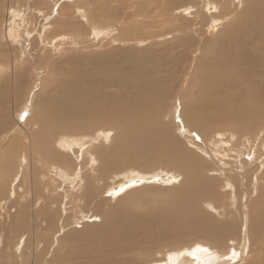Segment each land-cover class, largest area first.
I'll list each match as a JSON object with an SVG mask.
<instances>
[{
  "label": "bare ground",
  "instance_id": "obj_1",
  "mask_svg": "<svg viewBox=\"0 0 264 264\" xmlns=\"http://www.w3.org/2000/svg\"><path fill=\"white\" fill-rule=\"evenodd\" d=\"M33 1L35 2V0ZM40 1L42 0H39V2ZM103 1L102 3H104ZM244 1L248 2V7H246L245 12H248L250 10L251 11L248 15V18L247 16H245L246 13H244L245 17L243 18V20L245 21H242V23L239 26H237L234 30H232L230 34L227 35V32H224L221 30L220 23L218 25H215V23L213 22L214 24L213 25L210 24L209 29H207V31L209 30V33L211 34V36L215 33L216 35H213L215 38L214 40L211 38L213 41L210 40L209 44L207 43L208 45L207 47H203L204 49H206V53L204 54L202 53L199 59L196 60V64H195L196 66L194 67V72L191 76L193 79V84L191 85V88L192 89L197 88L198 89L197 92L199 94L197 93L198 94L197 99H194L193 103L190 102V105L192 104V106L184 104V107L182 109L184 121L183 123L179 125V127L178 126L175 127L173 125L174 123L170 125H161L157 120L159 118L163 119L161 116V114L163 113H160L161 112L160 110L158 111V107H159V104H161V102L163 101L164 95L166 94V93L163 94L166 91V89H163L161 85H163V80H165V78L168 77L167 76L164 79H162V77H158L156 75L158 65H156L155 67L150 66L148 67V69H146L147 68L146 67L145 69L141 70L142 77H140L139 79L140 81L139 85L141 84L140 86H142L144 83L148 82L149 86L144 91L140 90V92H142L143 95L139 96L138 99H136V96L131 97V95H125L124 97L121 95L122 92L118 94H113L108 91V87L112 86L114 82L112 81L114 76L111 79L109 77L110 75L109 73L111 72L113 73L116 71H114V68L111 67V63H112L111 59L109 58L110 60H108V58H106V55H109V54L107 53V51L105 52L104 50H102L103 48H101V43L107 40L105 46L107 44H113V43L118 42L117 41L118 38H114V39L103 38V37H106V34L109 33L108 29L109 28L111 29L110 25L106 24L103 21L107 18V15L102 14L100 12V9L96 7V5L94 8H88L87 10H84L83 12V10H81L83 6H81L77 1L79 5L78 4L75 5L77 6L75 8V13L78 14L79 19L83 18L86 23L88 22L89 24L88 27L91 28L88 35L84 37L85 38L84 41H86V43H83L85 45H82V47L84 46L83 48L84 51L90 50L87 54L85 53L86 57L92 58L95 61V64H97L98 62L102 64L100 65L98 63V66H96L97 73L100 76H97L98 78L97 77L93 78V76H91L92 78H89V79L82 78L81 84L79 85L77 84L74 87H72V83L74 84L75 81H72L70 84L66 86L61 85L59 88H56V90H58L60 93H54L53 95H51V97H49L45 101L46 106H45V109H43V112L41 114L42 115L40 119L41 123L38 122L36 124V131L32 132V131L26 130L25 133L27 134H25L20 129L18 132L23 137H26V139L30 137L28 140L29 145L28 147H25L26 150H29L30 152V156H29L30 159L29 158L25 159L27 161L28 167H30L33 164L32 163L33 159H36L38 157V160H39V156L41 157L46 156L50 160V161L48 160L49 166H46V168L51 169V170H49L50 172L44 171L41 173V175H44L45 177L42 180L36 178L37 175L35 176V171H33L34 168L30 167L31 172L33 171V176L31 177L32 182L30 181L29 182L30 184L27 183V185H29L31 188H29L28 191L26 192V195L28 196L26 204L32 205L31 201L33 202L35 208L38 209L37 212H34V215L37 214L39 216H43L44 218H46L47 224L50 225L53 223V220L51 219V216H50L51 213L56 215V213L58 212V210H60L62 206L64 207V209L63 208L61 209H63L66 212L65 217H63L64 221L68 220L71 217L69 214L73 213L72 215H74L75 211L77 212L79 211L78 213L79 217L77 218L76 220L77 223L75 222V224H78L79 222L80 224L78 225L79 230H75L77 231V234H76L77 236L75 237L74 244L83 245V246L85 245L84 247L86 246L89 247L90 251L92 252L94 251L98 254H101L103 258V264H112V261H114L115 259L120 260L124 257H128L130 261H132L133 259H136V256H137L136 254H138L137 252L142 249V246L139 243L133 242V240L135 239V236H137L138 234H139L138 237L143 238V239L147 238V241H149V239L151 238H155L154 241L155 240L159 241L166 237L172 243L173 242L179 243L183 240V237H187V239L198 238L199 237L198 235L200 233L211 234V230L216 236V232L222 229H223L222 231H224V229L227 230L228 226L222 227L223 222L218 224V226H214L216 224L214 222L211 223V220L208 221L207 219L206 222L204 223V221L202 220L203 216H201L198 213L197 208L199 205V201L207 200V201L212 202L216 200V196L218 194H215L217 193V191L215 193L214 191L220 184L217 178L222 177L221 180L224 181L225 183H227V181H225L227 179L231 183L230 184L227 183L226 187L230 188L232 186L234 187V189H236L235 187L237 184L236 185L234 184L235 182H237L235 180L237 179V177L234 176L236 173H235V170H232V169L227 170V166L225 165V163L223 164L225 166H223L219 162H218L219 165H217L218 163L216 164L217 168L215 167L216 170L214 172L216 173L210 171L212 167L211 166L212 162L210 163L211 165L207 164L204 161L201 154H203L205 151L208 156L215 155L220 158L219 161H222L227 156V154L225 153L226 151L225 147H228V146L225 143L217 144V142L207 145L208 142L206 141L203 135L202 136L200 135V133L204 131L202 128V126H205L204 122L208 121V119H211V118L222 120L220 122H223V125H225L227 129L231 128L232 130L233 129L240 130L243 128L242 126L245 122L255 120L256 117H264V3L261 1H256V0H244ZM23 2H26V0ZM44 2H46V0ZM31 3H32V0H31ZM221 3L224 5V8H226L228 6H231V4H233L234 2L230 3L229 1L221 0ZM242 4H243V1H242ZM35 5H36L35 9H37L38 8L37 4ZM207 5H210V6L214 5V9H213L214 12L220 9V6H221L219 3V0H212ZM27 6L29 8V5ZM32 6L34 7V5ZM44 6L46 7V4ZM256 6H259V7L256 8ZM31 9L32 8H30V11ZM209 9L210 8H208V10ZM187 10L188 8L185 10L184 16L189 17L191 16V13L193 12V8H190L189 12H187ZM42 11H40V14L45 13V15L42 14L43 21H48L49 19L48 18L46 19V15L50 14L49 11L47 13H46L47 10L44 12ZM134 12L135 11H133V15H134ZM165 12H169V11L165 10ZM55 15H58V14H55ZM201 15L207 16L206 10L205 12L202 11ZM27 16L29 18V15ZM38 18H39L38 20L41 19L40 17ZM141 18H142V13H141ZM201 18H204V17H201ZM25 19H23V21H25ZM64 20L62 22L59 21L60 22L59 24L57 23L58 21L52 22L53 25L57 23V25L62 26V29H63L62 34L57 35L56 34L57 30H56L53 36L47 33L48 30L46 31L44 30L45 26L43 24H40L42 25L41 32L45 36L43 37L45 39H48L49 36H51L50 37L51 39L48 40V43L46 42L43 43L44 41L42 42L43 44L41 45H43V47L42 46L41 47L43 49H45V47L48 48L49 46L54 47L53 50L59 48L60 44H58V41H57L58 39H59V42L64 41V42H67V44L69 43V47H70V44H73L74 45L73 47L77 48L80 46V44H82L83 41L80 40L79 42L73 39V38H76L77 36L76 35L72 36V33L74 34L78 32V30L74 27L75 26L74 24H73L74 25L73 28H75L74 32L72 31V29L65 32V30L68 27L72 26V24L70 23L71 19L66 18ZM182 20L184 22L186 21L190 22L184 18ZM199 20L201 21V23L205 21L204 19H199ZM143 22H146V20ZM102 23H105V24H102ZM248 24L251 25V27H248ZM88 27L83 28V30L88 29ZM147 27H151V26L148 25ZM34 28L35 27L33 26V29ZM217 28L219 29L218 31H216ZM225 28L226 27H224V29ZM152 29L155 30V27L150 28L149 30L152 31ZM186 30H189L187 26L180 25V32H185ZM7 32L11 33L12 31H7ZM19 33H20V30H19ZM153 33L156 34L158 33V31L156 32L155 30ZM241 33L243 34L241 35ZM158 34H156V36L159 37ZM36 35H38V33H36ZM5 36H7V34ZM130 36L132 35L130 31L127 30L125 31L123 37L120 38L119 40L126 42L127 37H130ZM36 37H39V36H36ZM233 38L237 39V41L234 44L232 42ZM37 41H39V39ZM198 42L201 43L200 40ZM141 43L143 42L141 41ZM47 44H49V46ZM108 46L109 45H107V47ZM73 47L72 48L70 47L69 49H73ZM108 49H109L108 52L110 51L112 54L118 48L113 49L112 51L110 48ZM116 52L118 53V51ZM198 52H200V50ZM124 54H120V56L122 57V55ZM104 57L107 59L106 61L104 60L105 59ZM77 58L85 60V58L81 56H78ZM154 59L155 58H153L152 60ZM80 61H83V60H80ZM86 61H83V62H86ZM140 62L143 64L144 61L140 60ZM179 62L180 60L177 61V60L169 59L167 60L166 63H164V61L163 63L162 61H160V62H157V64L159 63L164 64V66L166 67L163 70H166L168 74L169 72L171 74L172 73L178 74V72H181L182 74L181 76H184L185 74L188 73L189 66H186L185 64L181 65ZM178 63L181 65V67L178 66ZM91 64L92 62H88V64H85V67H89V65ZM162 64L161 66H163ZM140 66L141 65H139V68L141 69L142 67ZM145 66L147 65L145 64ZM139 68H137L138 70L136 71L139 72L140 71ZM117 73H120V72L118 71ZM129 73H132V72H129ZM134 75H138V73L131 74V76H134ZM234 78L235 80L238 79V82L236 84L233 83ZM61 80L60 82H62ZM95 81H97L96 84H94ZM129 81H131L130 83L135 87L134 89L136 88L139 89L137 86L138 84L137 82L139 81L135 82L133 78H131ZM223 81L227 83V87L225 88H224V84H222ZM60 82L58 84H60ZM125 82L127 81L125 80ZM214 82H218L217 84H220V86L216 88L213 87L214 88L213 90L212 89L207 90L209 88L207 85L213 84ZM120 83H123L122 85L126 84V83L124 84L123 81H120ZM233 85H238V87H240L239 90H236L234 92ZM163 86H165V84ZM229 86L230 88H228ZM159 87H161L162 89L160 90ZM130 88L132 89V87ZM191 96L189 98H191ZM234 97H236L237 99H233ZM192 99H193V96H192ZM187 101L189 102V99ZM170 103H171L170 106H168V104L166 103H164L166 104L165 107L162 106L163 104L161 106L164 107V109L166 108L173 109L175 106V103L173 102H170ZM235 103H238V104H235ZM172 115L173 114H171V117ZM226 118H229V119L227 120ZM161 119H160V122H162ZM186 124H187V128L185 127ZM108 126H113V129H111ZM206 128L208 129V126ZM179 129L183 130V134L182 133L181 134L183 135L182 138H184V140L185 139L189 140L190 138L194 139L193 143L195 142L197 143L195 147L198 149V152H196L195 150H189V148L186 147L185 141L177 137L176 133ZM244 129H245L244 132L251 131L250 128H244ZM75 131H78V133L83 131L85 133L82 132V134L84 135L80 134L81 136H79L76 134ZM173 131L175 132L174 134L171 133ZM188 132L192 133L193 135L194 133L197 134L198 132H200L198 134L201 137V142H198L195 136H193L192 134ZM224 132L225 131H223L222 133L225 134ZM224 136H227V138H229L228 137L229 135H224ZM242 137L244 139H247V138L251 139L252 135L248 136L245 134ZM225 138L226 137H224V139ZM13 140H15L14 144L18 142V138L14 137ZM28 141H24V143ZM243 141L246 143L245 140ZM262 141L264 142V138ZM2 144H3V141H1L0 143V166L1 165L3 166L5 163H8L9 160L8 159L5 160V158L7 157V155L12 153L15 149L13 147V143L9 142L8 145L5 147L4 146L2 147ZM231 144L233 145V143ZM50 145L52 147L54 146L53 147L54 149H52L51 153L49 152V149L51 148ZM217 145H222V146H217ZM261 145L259 146L260 148L263 147ZM207 146L211 152L207 151L208 149ZM22 151H19V152H22ZM73 157L75 158V162L72 159ZM98 159L100 160V162H98ZM4 160L5 162L4 164H2ZM69 160H73V161H69ZM97 165L101 169L97 171V173L99 172L98 174L94 175L92 171H95L96 169L95 167H97ZM259 166L264 167L262 163L259 164ZM208 173H210L209 176H208ZM100 177H102V179ZM105 180H109L108 183H105ZM163 181L164 183L172 182V181L174 182L179 181L178 183L181 186L179 187L180 189L178 191L171 192L168 195H164V197L166 198V201H168L167 204L169 202L170 204L163 211H158V213L153 211L155 210L157 206L152 209V205L148 201H147V204L144 205L143 202L146 201L148 197L141 199L139 196H136V197L131 196L134 193H138L139 192L138 188L142 186L143 187H145L146 185L149 186V184L154 185L156 184V182H163ZM46 185L49 186L48 191H50V193L46 200H42L43 195L40 194V192L42 191V189L44 191L46 190L47 188ZM251 185L254 186L256 184L254 185L251 184ZM19 188L20 187H18V189ZM128 190L130 192L125 194ZM249 190L251 191L252 187L251 189L249 188ZM225 192L222 195L226 196L227 194L225 195ZM234 192L236 193V191ZM221 193L222 191L220 192V194ZM15 194H16V191H14V195ZM218 198H224L223 200L227 199V198L225 199V197H218ZM262 198H263L262 203L258 208H257L258 204L255 205L254 202L252 203L254 204V207H255V213H254L255 215L253 214L254 215L253 221L249 222L250 225L248 224L249 229H248L246 238L244 237L242 239L240 235L241 232L239 231H238L239 233L234 232L235 231L234 230L232 233V230L228 228L230 230L229 238L230 240L234 239L236 241L237 246H235V251L240 254L238 260L236 259V257H232V259L234 260L236 259L235 264H244L243 262L244 258L245 260L247 259L248 261L253 260L251 263H254V264H264V260L259 261L261 256L264 257V223H263L264 222V192H263ZM114 200H115L114 203H116L117 201L120 203V205L115 207V205L112 204L113 203L112 201ZM231 200L233 199L230 198V201ZM216 202H218V200ZM228 213H231V212L229 211ZM207 215L208 213H206V216ZM65 222L67 223V221ZM227 222H229V219ZM156 227H158V230L151 233L150 229L156 228ZM146 230H149V232L147 233ZM78 231H80V233H78ZM140 238H139V241L144 242ZM217 238L215 237V240ZM187 239L185 238V240ZM219 243L221 244V241ZM206 245L204 247H199L200 244H198V247L194 246L192 250L189 249L190 252L189 251L185 252V254L189 253L190 255H193L195 257H199V256L204 257L210 253L211 249L217 248L219 246L217 245L215 247L214 245L209 244L206 247ZM204 248L208 249V251L199 250V249H204ZM217 249L222 250V248H217ZM232 250H233V247L231 248L228 245H226L224 254L227 253L228 251L231 253ZM246 251L249 252L248 254L249 257L246 256L247 254ZM219 252H223V251H219ZM219 252H216V253H219ZM180 253L165 252L166 256L164 257H166V259H168V262H170L167 264H184V262L186 264H191V263H188L185 259L182 260V258L184 257L183 256L184 252L181 254ZM142 254H146V253L142 252ZM181 256L183 257L181 258V261H179ZM187 256L190 257L189 255ZM255 258H257L256 260L257 262H254ZM218 263H221V262H218ZM132 264H137V263L134 262Z\"/></svg>",
  "mask_w": 264,
  "mask_h": 264
},
{
  "label": "rangeland",
  "instance_id": "obj_2",
  "mask_svg": "<svg viewBox=\"0 0 264 264\" xmlns=\"http://www.w3.org/2000/svg\"><path fill=\"white\" fill-rule=\"evenodd\" d=\"M23 1L25 0H20V1L19 0L18 1L17 0H0V143L1 141H3L2 147L3 146L5 147L10 142V143H13V147L15 148L14 151L10 153L9 155H7V157L5 158V160L7 159L9 160L8 163L4 164L5 162L4 160L2 162V164L4 165L0 166L1 167L0 168V264H103V258L101 254H98L94 251L93 252L90 251L89 247L87 246L84 247L85 245L83 246V245L74 244L75 237L77 236L76 235L77 231L75 230H79L78 225L80 224V222L78 224H75V222L77 223L76 220L79 217L78 215L79 211L78 212L75 211L74 215H72L73 213L69 214L71 217L68 220H65L67 221L66 223L63 220L64 219L63 217H65L66 212L63 210L64 207L62 206L61 208L63 209L60 208V210H58L56 215L51 213L50 216H51V219L53 220V223L49 225L47 224L46 218H44L43 216H39L37 214L34 215V212H37L38 209L35 208L32 201H31L32 205L26 204L27 199H28L26 192L28 191L29 188H31L29 185H27V183L30 184L29 182L30 181L32 182L31 177L33 176V171H35V176L37 175L36 178L42 180L45 177L44 175H41V173L44 171L50 172L49 170L51 169L46 168V166H49V163H48L49 159L46 156H43V157L39 156V160H38V157L32 160L33 164L30 167L34 168V170L31 172V169L30 167L27 166V161L25 160L28 158L30 159L29 157L30 152L29 150H26L25 148V147H28L29 145L28 140L30 137L26 139V137H23L20 133H18L20 129L23 133H25L26 130L32 131V132L36 131V124L38 122L41 123V120H40L42 116L41 114L43 112V109H45V106H46L45 101L49 97H51V95H53L54 93H60L58 90H56V88H59L61 85L66 86L70 84L72 81H75L74 84L72 83V87H74L77 84L78 85L81 84L82 78L89 79V78H92L91 76H93V78L100 76L97 73L96 66H98V63L100 65L102 64L100 62L95 64V61L92 58L85 56V53L87 54L90 50L84 51L83 49L84 46L82 47V45H85L83 44V43H86V41H84L85 40L84 37L88 35L91 28L88 27L89 26L88 22L86 23L83 18H81L82 20L79 19L78 14L75 13V8L77 7L75 5L79 3L81 6H83V8L81 9L83 10V12L84 10H87L88 8H94L96 5V7L100 9V12L102 14L107 15V18L103 21L106 24L110 25L112 29L111 30L109 28L108 29L109 33L106 34V37H103V38L105 39L106 38H111V39L118 38L117 40L118 42H116L117 44L116 43L107 44L109 45L108 47L107 45L105 46L107 40L101 43V48H103L102 50H104L105 52L107 51V53L111 55V56L106 55V58H108V60L111 59L112 61L111 67H113L114 71H116L113 73L111 72L112 74L109 73L110 74L109 77L111 79L114 76V78L112 79V81L114 82L112 86L108 87V91L113 94H118L122 92L121 95L124 97L125 95H131V97L136 96V99H138L139 96L143 95L142 92H140V90L144 91L149 86L148 82L144 83L142 86H140L141 84L139 85L140 83L139 79L140 77H142L141 70L145 69L146 67H147L146 69H148V67L150 66L155 67L156 65H158L156 75L158 77H162V79H164L167 76L168 77L165 78V80H163V85L165 84V86L161 85L163 89H166L165 92L163 90L164 92L163 94L165 93L166 94L164 95L163 101L161 102V104H159V107H158V111L159 110L161 111L160 113H163V114L167 113V114L165 115L161 114L163 119L159 118L157 120L161 125H170L174 123L173 125L175 127L177 126L179 127V125L183 123L184 121L183 120L184 116L182 114V109L184 107V104L190 105V102L193 103L194 99H197V95L199 94L197 92L198 90L197 88L196 89L191 88V85L193 84V79L191 76L194 72V67L196 66L195 65L196 60L199 59L202 53L203 54L206 53V49H204L203 47H207L208 46L207 43L209 44V41L212 39L214 40L215 38L213 35H216V33L211 36V34L209 33V30L207 31V29H209L210 27V24L213 25L215 23V25H218L220 23L221 30L224 32H227V35H228L230 34L232 30H234L237 26H239L242 23V21H245L243 20L245 16H247L248 18V15L251 10L248 12H245L246 7H248V2L244 0H242L243 4L241 0H223V1H229L230 3L234 2L233 4H231V6H228L226 8H224V5L221 3V0H219V3L221 6H220V9H218L215 12L213 10L214 5L212 6L207 5L212 0H205L207 2H205L204 0H158V2L157 0H104V1L102 0L104 3H102L101 0H86V1L85 0H72V1L71 0H46V2H44L45 0H42L40 2L39 0L38 2L37 0H35V2L32 0V3L34 2L33 4L31 3V0H26V2H23ZM256 1H261L264 3V0H256ZM42 3L44 5L46 4V7ZM35 4H37V7H38L37 9H35L36 8ZM27 5H29V8ZM32 5H34V7ZM238 5L240 6V8ZM258 7L259 6H256V8ZM30 8H32L31 11H30ZM187 8H188L187 12H189L190 8H193V12L191 13V16L189 17L184 16L185 10ZM208 8L210 9L208 10ZM165 10L169 12H165ZM205 10L207 12V16L201 15L202 11L205 12ZM40 11L42 12L46 11V13L49 11L50 14L46 15V19L47 18L49 19L48 21H43L42 14L45 15V13L40 14ZM133 11H135L134 15H133ZM141 13H142V18H141ZM244 13H246L245 16H244ZM26 14L29 15V18ZM55 14H58L59 17L58 15H55ZM38 17H40L41 19L38 20L39 19ZM201 17H204V18H201ZM25 18L27 19V21ZM63 18L71 19L70 23L72 24V26L68 27L69 29L67 28L65 32L69 31L70 29H72V31L74 32L75 28L78 30V32L74 34L72 32L70 33H72V36L73 35L77 36L76 38H73L74 40L79 41V42L80 40L83 41L82 44H80L81 47L79 46L75 48L73 47L74 46L73 44H70V47L71 48L73 47V49H69L70 48L69 43L67 44V42H64V41L59 42V39L58 40L56 39L58 41V44H60L59 48L53 50L54 47H51L49 46V44H47L49 47L48 48L45 47V49H43L42 48L43 45L41 44L45 42L48 43V40L51 39L50 37L54 35V32H56V30H57V33H56L57 35L63 33L62 26L57 25V23L59 24L60 22L64 20ZM183 18L190 21L191 23L187 21L184 22L182 20ZM23 19H25V21H23ZM29 19H31L32 21ZM199 19H204L205 21L201 23ZM145 20L146 22H143ZM53 21H56V22L58 21V22L53 25L52 24ZM105 23H102V24H105ZM233 23L235 24V26ZM40 24H43L45 26L44 30L45 31L48 30L47 33L49 35L51 34V36H49L48 39L44 38L45 36L41 32L42 25ZM148 25L151 27H147ZM180 25L187 26L189 30H186L185 32H180ZM33 26L35 27L34 29H33ZM73 26L75 28H73ZM223 26L226 27L227 29L226 28L224 29ZM87 27L88 29L83 30V28H87ZM154 27H155L156 32L158 31L159 34L158 33L156 34H158L159 37L156 36L155 33H153L155 31L154 29H152V31L149 30L150 28H154ZM248 27H251V25L248 24ZM17 29L20 30V33H19V30ZM219 29L217 28L216 31H218ZM127 30L130 31L132 36L127 37L126 42L120 41L119 39L123 37L125 31ZM7 31H12V32L8 33ZM36 33H38V35H36ZM6 34L7 36H5ZM242 34L243 33H241V35ZM36 36H39V37H36ZM40 38L41 39L43 38L45 40L43 39L41 40ZM38 39L39 41H37ZM199 40L201 41L202 44L198 42ZM141 41L143 43H141ZM236 41H237L236 38L232 39L233 44ZM108 48H110L111 51L113 49L118 48L116 50L118 51V53L115 51L116 53L113 52L111 54L110 51H109L110 53L108 52L109 50ZM199 50L200 52H198ZM120 54H124V55H122L121 57ZM42 55L44 58L42 57ZM78 56L85 58V60L77 58ZM106 58L104 59L105 61L107 60ZM151 58L152 59L155 58V59L152 60ZM169 59L171 60L173 59L177 61L180 60L179 63L181 65L185 64L186 66H189L188 73L185 74L186 76L185 75L181 76L182 75L181 72H178V74H175V73L171 74L169 72L168 74L166 70H163L166 67L164 66V64H162L163 61L164 63H166L167 60ZM80 60H83V61L87 60V61L83 62ZM140 60L144 61L143 64L140 62ZM160 61H162L161 64L163 66H161L160 63L157 64V62H160ZM88 62H92V64L89 65V67H85V64H88ZM179 63H178V66L181 67ZM145 64L147 66H145ZM139 65H141L140 66L142 67L141 69L139 68ZM137 68L140 69L139 72L136 71L138 70ZM118 71L120 73H117ZM129 72H132L135 74L138 73V75L131 76L132 73H129ZM128 78L130 79L133 78L135 82L139 81L137 82L138 83L137 86L139 89L136 88L139 92L136 89H134L135 87L130 83L131 81H129L130 79ZM60 80L62 82H60ZM125 80L127 82H125ZM120 81H123L124 84L125 83L126 84L122 85L123 83H120ZM59 82L60 84H58ZM223 82L222 84H224V88L227 87V83L226 82L223 83ZM237 82H238V79L235 80L234 78L233 83L236 84ZM96 83L97 81H95L94 84ZM127 83L130 85H128ZM217 83L218 82H214L213 84L207 85L209 87L207 90H210V89L213 90L214 88L219 87L220 84H217ZM130 87H132V89ZM162 88L159 87L160 90ZM228 88H230V86ZM239 88L240 87H238V85H233L234 92L236 90H239ZM126 90L128 93L126 92ZM191 95L193 96V99ZM190 96L191 98H189ZM188 99H189V102L187 101ZM233 99H237V98L234 97ZM170 102L175 103L174 108L164 109L166 104L170 106L171 104ZM235 104H238V103H235ZM161 105L164 107H162ZM190 106H192V104ZM171 114H173L172 117H171ZM160 119L162 122H160ZM226 119L228 120L229 118H226ZM220 121L222 120L216 119V118L208 119V121L204 122L205 126H202L204 131L202 133L200 132L198 133H200L201 136L203 135L205 137L206 141L208 142L207 145L211 143H216V142L217 144L219 143L227 144L228 147H225L226 148L225 153L227 154L226 156L227 159L225 158L224 160L219 161L220 159L219 157L215 155L208 156L205 151L203 154H201V156L203 157L204 161L207 164H210L212 162L211 163L212 165L210 164L212 166L210 170L211 172H214L216 170L217 165H219V163H221L222 165L225 163V165L227 166V170L229 169L235 170L236 174L234 176L237 177V179L235 178L234 179L237 182H235L234 184L235 185L237 184L235 187L237 190L234 189V187L232 186L230 188L228 187L230 190L226 187L227 183L228 184L231 183L226 178H225L226 179L225 181H227V183L221 180L222 177L217 178L220 184L214 191V193L217 191V193L215 194H218L216 196V200L212 202L207 201V200L199 201L197 211L201 216H203L202 220L204 221V223L206 222L207 219L208 221L211 220V223L214 222L216 224L214 226H218V224L223 222L224 224L222 223V227L228 226L227 230L226 229H224V231H222L223 229L222 230L219 229L220 231L217 230L218 232H216V236L211 230L212 235L200 233L198 235L199 236L198 238L187 239V237H183V240L179 243L178 242L172 243L166 237L162 240L154 241L155 238H151L152 236L150 237L151 239L147 241V238L146 239L140 238L138 237L139 236L138 234L137 236H135V239L133 240V242L139 243L142 246V249L137 252L138 254H136L137 255L136 259H133L132 261H130L128 257H124L122 258L123 261L122 259L120 260L115 259L114 261H112V264H132L134 262L137 264H167L170 262H168V259L164 257L166 256L165 252L180 253L181 251V253L184 252L185 254V252H188V251L190 252V250H192L194 246L198 247V244H200L199 247H204L206 244L214 245L215 247L219 245L217 248H222V250L213 248L210 250V253L208 252L209 254L204 257L203 256L195 257L193 255H190L189 253L185 254L186 256L183 254L185 258L181 256L179 261H181V258L183 257L182 260L185 259L188 263H191V264H232L233 261L236 262L237 258L235 260L225 259L226 256L230 255L229 251L224 254L225 246L228 245L231 248L233 247V249H235V246H237L236 241L234 239L230 240L229 238L230 237L229 229L232 230V233L234 230H235L234 232L239 231L243 233V234L240 233L241 238L242 239L244 237L246 238L247 232L249 229L248 227L250 225L249 222L253 221V216L255 215L254 214L255 213L254 204L255 205L258 204L257 205V208H258L261 205L262 200H263L262 197H263V192H264V188H263L264 187V173H263L264 167L259 166V164L262 163L264 166V153H263L264 152V149H263L264 142L262 141L264 138V117H256L255 120L245 122L242 126L243 128L240 130H235V129L232 130L231 128L227 129L226 126L223 125V122H220ZM207 126H208V129L206 128ZM108 127L113 129V126H108ZM185 127L187 128V124ZM244 128H250L251 131L253 132L251 131L244 132L245 131ZM223 131H225L224 132L225 134L222 133ZM75 132L79 136L84 135L82 134L83 131L79 133L78 131H75ZM171 133L174 134L175 132L173 131ZM181 133L183 134V130L179 129L176 135L177 137L184 140V138H182L183 135ZM198 133L197 134L194 133V135L192 133L190 134L195 136L198 142H201V137ZM245 134L248 136L252 135L251 139L250 138L244 139L242 136H244ZM224 135H229L228 136L229 138H227V136H224ZM13 136L15 138H18V142L15 144H14L15 140H13L14 139ZM224 137L226 138L224 139ZM23 140L28 141V142L24 143ZM243 140H245L246 143ZM184 141H185L186 147H188L189 150H195L196 152H198V149L195 147L197 143L196 142L193 143L194 142L193 138H190L189 140L185 139ZM231 143H233V145ZM259 144L263 146L261 147L262 149L259 147L260 146ZM217 146H222V145H217ZM50 147L51 148L49 149V152L51 153L52 149H54L53 148L54 146L52 147L50 145ZM22 150H24L25 153L27 154H25L24 151ZM19 151H22V152H19ZM207 151L211 152L209 148L207 149ZM249 157H251L250 160H249ZM72 159L75 162V158L73 157ZM73 160H69V161H73ZM98 162H100L99 159H98ZM252 164L253 165L255 164L254 167ZM97 167H95L96 168L95 171H92L94 175L98 174L99 172L97 173V171L101 169L100 167L98 168ZM209 175L210 173H208V176ZM100 178L102 179V177ZM108 181L109 180H105V183H108ZM178 182L179 181L177 182L172 181V182L164 183L163 181V182H156V184L154 185L149 184V186L146 185L145 187L143 186L140 188L137 187L139 192L134 193L131 196L133 197L139 196L141 199L148 197L147 199H149L150 201L146 199V201H144L143 204L146 205L148 201L151 203L152 209L157 206L155 210L153 211L158 213V211H163L170 204V202L167 204L168 201H166V198L164 197V195H168L169 193L178 191L180 189L179 187L181 186ZM251 184L253 185L256 184V185L252 186ZM18 187L20 188L18 189ZM46 187L47 188L45 191L42 189V191L40 192V194L43 195L42 200H46L50 193V191H48L49 186L46 185ZM251 187H252V190L250 191L249 188L251 189ZM223 190H225L226 192ZM14 191H16L15 195H14ZM221 191L222 193L220 194ZM234 191H236V193ZM128 192L130 191L128 190L125 194H127ZM224 192H225V195L227 194L226 196L222 195L224 194ZM218 197H225V199L226 198L227 199L223 200L224 198H218ZM229 197L232 198L234 201L233 200L230 201ZM115 200L112 201L113 202L112 204H114L116 207L120 205V203L117 201L116 203H114ZM217 200L218 202H216ZM253 202L254 204H252ZM229 211L231 213H228ZM206 213H208L207 216H206ZM228 219H229V222H227ZM246 224L247 225L249 224V225L247 226ZM156 230H158V227L150 229V232L153 233ZM146 232L148 233L149 230H146ZM78 233H80V231H78ZM215 237L216 238L218 237L216 239L217 241L215 240ZM139 238L142 239L144 242H140ZM185 238L187 240H185ZM218 240L221 241V244L223 245V247L219 243L220 241ZM215 251L216 252L223 251V252L216 253ZM142 252L146 254H142ZM246 252H247L246 256L249 257L248 255L249 252L248 251ZM187 255H189L190 257H188ZM200 257L202 258V260ZM262 257L263 256H261L260 260L259 259L258 260L259 261L264 260V257L263 258ZM216 259L218 262H221V263H218ZM256 260L257 258L254 259V262H257ZM252 261L251 260L248 261L247 259L245 260V258L243 260L244 264H254V263H251ZM184 264L186 263L184 262Z\"/></svg>",
  "mask_w": 264,
  "mask_h": 264
},
{
  "label": "snow or ice",
  "instance_id": "obj_3",
  "mask_svg": "<svg viewBox=\"0 0 264 264\" xmlns=\"http://www.w3.org/2000/svg\"><path fill=\"white\" fill-rule=\"evenodd\" d=\"M249 159H251V157H249ZM199 250H202V251H208V249L204 248V249H199ZM239 253L235 251V249H233L230 253V255L226 256L225 259H229L231 260L232 257H236L237 259L239 258ZM232 264H235V261L232 262Z\"/></svg>",
  "mask_w": 264,
  "mask_h": 264
}]
</instances>
